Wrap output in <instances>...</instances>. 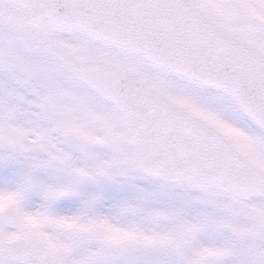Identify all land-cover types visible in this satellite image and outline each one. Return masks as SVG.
I'll use <instances>...</instances> for the list:
<instances>
[{
	"label": "snow or ice",
	"instance_id": "snow-or-ice-1",
	"mask_svg": "<svg viewBox=\"0 0 264 264\" xmlns=\"http://www.w3.org/2000/svg\"><path fill=\"white\" fill-rule=\"evenodd\" d=\"M0 264H264V0H0Z\"/></svg>",
	"mask_w": 264,
	"mask_h": 264
}]
</instances>
